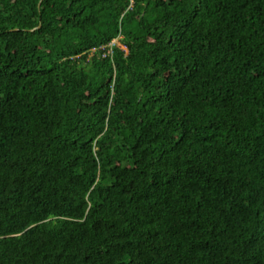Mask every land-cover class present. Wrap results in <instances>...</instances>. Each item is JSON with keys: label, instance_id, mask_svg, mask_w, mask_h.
<instances>
[{"label": "trees", "instance_id": "obj_1", "mask_svg": "<svg viewBox=\"0 0 264 264\" xmlns=\"http://www.w3.org/2000/svg\"><path fill=\"white\" fill-rule=\"evenodd\" d=\"M0 264H264V0H0Z\"/></svg>", "mask_w": 264, "mask_h": 264}, {"label": "built area", "instance_id": "obj_2", "mask_svg": "<svg viewBox=\"0 0 264 264\" xmlns=\"http://www.w3.org/2000/svg\"><path fill=\"white\" fill-rule=\"evenodd\" d=\"M117 44V41L115 39L111 40L108 44L101 45L99 47V50L102 51V55L105 56L107 54H111L113 51V47ZM96 48H93V51H95Z\"/></svg>", "mask_w": 264, "mask_h": 264}, {"label": "clouds", "instance_id": "obj_3", "mask_svg": "<svg viewBox=\"0 0 264 264\" xmlns=\"http://www.w3.org/2000/svg\"><path fill=\"white\" fill-rule=\"evenodd\" d=\"M115 40L117 41V44H119L121 47H124V48H125V46H124L122 43H120L119 40H118L117 38H116ZM99 47H100V46H99ZM99 47H97V48L94 47V48H96V50H99Z\"/></svg>", "mask_w": 264, "mask_h": 264}]
</instances>
